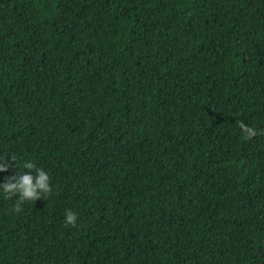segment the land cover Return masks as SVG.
Listing matches in <instances>:
<instances>
[{"label":"trees","instance_id":"trees-1","mask_svg":"<svg viewBox=\"0 0 264 264\" xmlns=\"http://www.w3.org/2000/svg\"><path fill=\"white\" fill-rule=\"evenodd\" d=\"M9 150L0 264H264V0H0Z\"/></svg>","mask_w":264,"mask_h":264},{"label":"clouds","instance_id":"clouds-1","mask_svg":"<svg viewBox=\"0 0 264 264\" xmlns=\"http://www.w3.org/2000/svg\"><path fill=\"white\" fill-rule=\"evenodd\" d=\"M236 123L243 137L250 138L257 134L255 128L242 121ZM9 162H12L15 173L5 174L0 178V197L11 200L12 211L19 212L25 203L49 193L50 176L47 170L34 163L31 158L21 157L12 150L0 152V173L7 172ZM75 220L76 213L70 208L65 209L63 222L73 224Z\"/></svg>","mask_w":264,"mask_h":264}]
</instances>
